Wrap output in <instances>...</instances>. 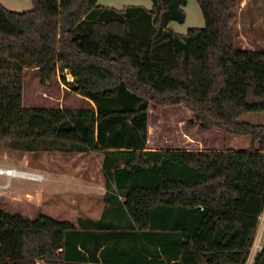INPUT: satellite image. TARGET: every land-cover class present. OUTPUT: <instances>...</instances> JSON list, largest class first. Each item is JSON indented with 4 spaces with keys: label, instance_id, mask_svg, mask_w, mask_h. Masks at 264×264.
<instances>
[{
    "label": "trees",
    "instance_id": "16d2710c",
    "mask_svg": "<svg viewBox=\"0 0 264 264\" xmlns=\"http://www.w3.org/2000/svg\"><path fill=\"white\" fill-rule=\"evenodd\" d=\"M0 0V143L104 154L98 219H34L0 207V264H247L264 212V50L238 46L242 0H197L202 28L177 33L188 0L123 9L98 0ZM68 71L80 107L27 108L23 70ZM152 102L183 104L249 149H149ZM253 264H264V245Z\"/></svg>",
    "mask_w": 264,
    "mask_h": 264
},
{
    "label": "rangeland",
    "instance_id": "374dc122",
    "mask_svg": "<svg viewBox=\"0 0 264 264\" xmlns=\"http://www.w3.org/2000/svg\"><path fill=\"white\" fill-rule=\"evenodd\" d=\"M1 2L8 8L17 11L33 7L31 0H1ZM98 4L116 9H123L128 5H142L148 9L153 7L152 0H98ZM184 9L186 12L185 21H172L169 24L170 29L183 34L187 33L190 28L205 27L203 11L197 0H188ZM236 24L239 47L264 50V0H242ZM64 74L66 80L63 79V73L59 71L52 80L43 83L37 69L25 68L23 70L24 106L27 108H67L86 104L84 97L72 88V75L68 71ZM240 119L263 124L264 112L248 111ZM149 136L150 144L158 148H200L202 145L195 143L197 138L204 140V146L251 145V138L248 136L224 133L216 128L205 129L183 104L161 106L152 102ZM98 162V158L94 155L47 150L22 151L11 149L2 142L0 143V167L40 173L43 178L11 177L0 173V207L10 213H18L30 219L46 215L59 220L76 222L81 216L87 217L92 213L96 215L99 213L98 208L79 205V196L77 198L78 193H76L79 189L78 179L74 178L68 187L67 173L72 168L84 164L95 168L97 172ZM95 171L94 173H96ZM70 188L72 194L77 195L69 201L66 195ZM263 235L264 212L253 245L254 251L251 253L248 264H252L251 261L258 249L257 244H262Z\"/></svg>",
    "mask_w": 264,
    "mask_h": 264
},
{
    "label": "crops",
    "instance_id": "0c3cea01",
    "mask_svg": "<svg viewBox=\"0 0 264 264\" xmlns=\"http://www.w3.org/2000/svg\"><path fill=\"white\" fill-rule=\"evenodd\" d=\"M243 48H246V47H243ZM246 49H251V48H246ZM252 50H257V49L253 48ZM190 139H192V138H190ZM192 140H191V142H192ZM150 143H151V141H150V136H149L148 148L149 149H160L158 147L152 146ZM195 143L197 145L201 144L202 146L200 148H195L193 150L225 149V148L249 149L251 147V145L250 146H238V145L224 146V144H222V146H220V147L219 146L218 147L204 146V140H201L198 138L195 140ZM165 149H167V148H165ZM168 149H189V148L171 147ZM79 153H82L83 155H88V156L94 155L96 158H98L99 162H98V166H97V172L95 171V168L91 167L90 165H86V164H84L83 166L72 168L71 170H69V172L67 173V176L69 177V179H67L68 184L67 183L66 184L68 185V187H70V184H72L73 179L77 178L78 183H79V189H78V191H76V193H78V195L72 194L71 188L68 189L66 197L70 201V200H73L75 198V196L77 195V198L79 196V205L80 206L98 208L99 209L98 214L93 215V213H92V215L87 216L89 218L98 219V218H100V216L103 212V208L105 206L104 195L106 192V185H105V177H104L103 170H102L104 154L100 151L79 152ZM94 171L96 173H94ZM90 213H91V211H90ZM81 217L86 218L85 216H81ZM263 238H264V235H263ZM263 245H264V239L262 241V244L258 243V246H259L258 249H260ZM258 249H257V252L259 251ZM252 251H254L253 247H252L251 253H252ZM257 252H256V254H257ZM251 253H250V256H251ZM256 254L253 257V260L251 261L252 264L254 262ZM250 256H249V259L247 261V264L250 261Z\"/></svg>",
    "mask_w": 264,
    "mask_h": 264
},
{
    "label": "bare ground",
    "instance_id": "6f19581e",
    "mask_svg": "<svg viewBox=\"0 0 264 264\" xmlns=\"http://www.w3.org/2000/svg\"><path fill=\"white\" fill-rule=\"evenodd\" d=\"M0 173L10 175L11 177H16V176H22V177H27V178H37L35 175H31L29 172L26 171H19L15 169H6L0 167Z\"/></svg>",
    "mask_w": 264,
    "mask_h": 264
},
{
    "label": "built area",
    "instance_id": "2783aa9c",
    "mask_svg": "<svg viewBox=\"0 0 264 264\" xmlns=\"http://www.w3.org/2000/svg\"><path fill=\"white\" fill-rule=\"evenodd\" d=\"M26 172H28V171H26ZM31 175H35L36 177H38V178H36V179H41V178H43V176H42V174H40V173H35V172H29ZM257 246H258V244H257ZM259 247V246H258ZM262 248V247H261ZM260 248V249H261ZM259 249V250H260Z\"/></svg>",
    "mask_w": 264,
    "mask_h": 264
}]
</instances>
